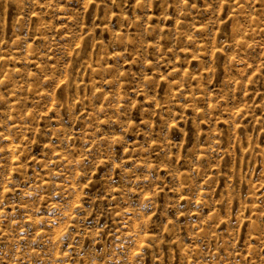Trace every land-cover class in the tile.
Here are the masks:
<instances>
[{"label": "rangeland", "instance_id": "374dc122", "mask_svg": "<svg viewBox=\"0 0 264 264\" xmlns=\"http://www.w3.org/2000/svg\"><path fill=\"white\" fill-rule=\"evenodd\" d=\"M0 264H264V0H0Z\"/></svg>", "mask_w": 264, "mask_h": 264}]
</instances>
